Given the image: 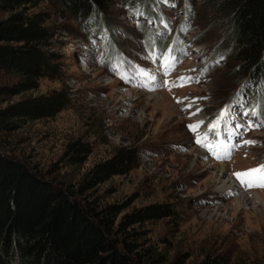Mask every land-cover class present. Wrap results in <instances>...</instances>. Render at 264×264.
<instances>
[{
  "label": "rangeland",
  "instance_id": "obj_1",
  "mask_svg": "<svg viewBox=\"0 0 264 264\" xmlns=\"http://www.w3.org/2000/svg\"><path fill=\"white\" fill-rule=\"evenodd\" d=\"M142 5L113 0L105 9L109 31L71 16L56 0L32 9L50 17L51 50L62 55L64 74L19 95H0V108L60 89L71 102L53 117L0 131V153L78 190L97 164L128 147L137 166L82 198L124 207L117 225L135 209L170 206V216L135 226L143 251L150 249L159 264L218 256L225 264H264V202L257 195L264 187L245 186L233 175L264 165V79L240 72L227 24L202 0ZM17 80L0 70V87ZM197 138L230 158L216 159ZM78 142L87 149L76 158L71 146ZM228 178L244 190L217 191ZM246 191L239 207L238 193Z\"/></svg>",
  "mask_w": 264,
  "mask_h": 264
},
{
  "label": "trees",
  "instance_id": "obj_2",
  "mask_svg": "<svg viewBox=\"0 0 264 264\" xmlns=\"http://www.w3.org/2000/svg\"><path fill=\"white\" fill-rule=\"evenodd\" d=\"M42 0H0V70L18 76L0 87V95L36 89L40 80L63 77L62 55L51 50L52 26ZM75 18L91 20L99 29L112 28L106 7L113 0H56ZM145 9L155 0H128ZM136 1V3H135ZM227 24L232 50L242 61L241 73L264 79V0H202ZM108 30V31H109ZM112 36V35H111ZM70 94L53 90L0 108V131L11 132L22 120L53 117L68 107ZM79 158L87 148L72 145ZM135 151L120 147L97 164L79 189L46 179L18 159L0 153V264H159L150 249H141L135 226L170 216V206L149 205L117 217L124 207L98 205L82 198L94 185L137 166ZM133 229H129V228ZM156 261V262H155ZM199 264H225L208 257Z\"/></svg>",
  "mask_w": 264,
  "mask_h": 264
},
{
  "label": "snow or ice",
  "instance_id": "obj_3",
  "mask_svg": "<svg viewBox=\"0 0 264 264\" xmlns=\"http://www.w3.org/2000/svg\"><path fill=\"white\" fill-rule=\"evenodd\" d=\"M191 79L190 77L188 78ZM223 115V113H221ZM198 125H189V128L192 131H195ZM198 144L207 147L215 156L216 159H226L230 158V153H225L224 155L219 154L213 146L204 143L200 138H197L196 141ZM248 143H253L252 141H248ZM233 175L240 180L241 184L251 187V186H261L264 187V165H261L255 169H250L245 172H236Z\"/></svg>",
  "mask_w": 264,
  "mask_h": 264
},
{
  "label": "bare ground",
  "instance_id": "obj_4",
  "mask_svg": "<svg viewBox=\"0 0 264 264\" xmlns=\"http://www.w3.org/2000/svg\"><path fill=\"white\" fill-rule=\"evenodd\" d=\"M217 183H218V186L216 187V190L219 191V192H229L231 190L232 191L231 193L233 194V190H240V191L244 190V188H241V187L237 186V183L231 178L225 179L224 181H222V180L220 181L219 180ZM234 193H235V191H234ZM261 193L262 194H260V192H257V195H258L259 199H261V197H262V200L264 202V197H263L264 196V191L261 192ZM238 194L240 195V197H239V199L237 198L236 204L239 207H243L244 204L246 203V200L248 199L247 197L250 196V193L246 191L245 193H243V192L241 193L240 192Z\"/></svg>",
  "mask_w": 264,
  "mask_h": 264
}]
</instances>
